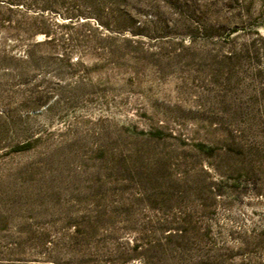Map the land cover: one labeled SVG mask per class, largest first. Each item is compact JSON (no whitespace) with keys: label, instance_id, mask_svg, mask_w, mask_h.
I'll use <instances>...</instances> for the list:
<instances>
[{"label":"rangeland","instance_id":"obj_1","mask_svg":"<svg viewBox=\"0 0 264 264\" xmlns=\"http://www.w3.org/2000/svg\"><path fill=\"white\" fill-rule=\"evenodd\" d=\"M0 264H264V0H0Z\"/></svg>","mask_w":264,"mask_h":264}]
</instances>
